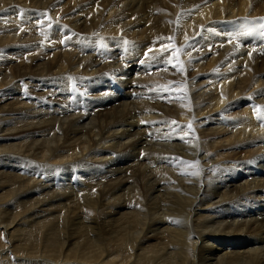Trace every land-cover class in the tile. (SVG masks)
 <instances>
[{
	"label": "bare ground",
	"instance_id": "1",
	"mask_svg": "<svg viewBox=\"0 0 264 264\" xmlns=\"http://www.w3.org/2000/svg\"><path fill=\"white\" fill-rule=\"evenodd\" d=\"M0 208V264H264V0H0Z\"/></svg>",
	"mask_w": 264,
	"mask_h": 264
},
{
	"label": "rangeland",
	"instance_id": "2",
	"mask_svg": "<svg viewBox=\"0 0 264 264\" xmlns=\"http://www.w3.org/2000/svg\"><path fill=\"white\" fill-rule=\"evenodd\" d=\"M79 57H82V55H80ZM152 72H154L153 70H151V71H149L148 73H147V75L148 76H153V74H151ZM121 81H123V78H121ZM135 82H133L132 83V85L133 86H135V84H134ZM107 92H109L108 94H106V95H109L110 94V91H107ZM114 94V93H113ZM116 97H120L119 95H115ZM117 104H118V102H116ZM116 104V105H117ZM150 104H152L151 102H150ZM95 112H100V113H104L105 112V108H103V109H100V111H99V109H95ZM136 112V114H137V111H135ZM63 118V115L61 116V119ZM144 156V154H143V152H141L140 153V158H142ZM226 191H227V189H226ZM66 195H69L70 193H69V190H67V191H65L64 192ZM214 200H216V198L214 199ZM6 211V212H5ZM0 212H2V215H3V217H4V220L5 221H7L8 219H9V217L11 216V214H12V212L11 211H7V210H5V209H1L0 208ZM7 215H9V216H7ZM256 219H258V221L259 222H262V220H263V216H258ZM227 224H230V222H231V219H227ZM243 239V238H242ZM203 243H200L199 244V246H198V248H199V254H200V256H209V257H214L216 254H221V252H222V250H227L228 249V247H219V246H212V245H210V244H206V245H204V247H203ZM230 249V248H229Z\"/></svg>",
	"mask_w": 264,
	"mask_h": 264
}]
</instances>
